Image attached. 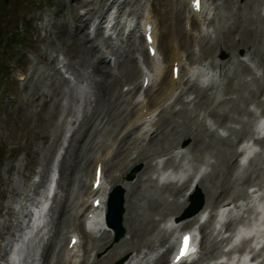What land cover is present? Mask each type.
I'll use <instances>...</instances> for the list:
<instances>
[{
  "label": "bare ground",
  "instance_id": "bare-ground-1",
  "mask_svg": "<svg viewBox=\"0 0 264 264\" xmlns=\"http://www.w3.org/2000/svg\"><path fill=\"white\" fill-rule=\"evenodd\" d=\"M72 1L74 5L71 7L70 19L74 23V30L78 32L80 41L86 40L84 31L88 28V17L98 13V17L103 19L105 13L115 5H119V0H96L95 6L82 0ZM208 1L210 0H203L204 12L195 13L190 7L191 0H189L187 12L196 16L199 21L203 20L204 23L210 25L212 20L207 16L210 14L211 8L207 6ZM243 6L250 7L246 26L236 30L237 38L228 43L233 49L225 60L217 59L215 52L227 51L228 44L223 42L218 45L219 39L213 37L212 34L197 39L196 42L202 52V56L199 58L193 57V52L190 51L191 42L186 47L187 44L179 41V45L188 49L186 60L190 65H198L191 67L187 73L198 72L203 77L211 79V83L203 87L188 77L185 81V90L180 91L173 102L163 108L157 117L143 121L141 125L144 127V132L135 137H132L135 125L134 127L132 125V128H127V122L130 117L135 115V108L138 114L136 120L152 116L153 110L150 109L154 105L155 92L161 89V82L157 90L153 91L155 78H152L148 73L141 72L137 66L134 65L132 69L127 70L128 66L121 68L118 61L114 68L110 65H101L102 58L98 57V52H93L92 46H85L87 40L83 41L81 50L84 58L86 56H90V58L83 59L80 69L74 68L73 73L78 78L83 77L88 81L93 97L89 103L88 111L83 114L64 139L63 153L56 163L58 190L54 194L51 207V212L54 213L51 235L42 248L43 264H109L125 255L129 257L123 264H148L149 258L147 257L152 254L156 257L149 264H165L166 253L173 249L174 234L197 225L208 210L212 212L216 199L220 195H225L228 196V200L221 207L229 209L227 223L218 230L210 228L209 222L199 224L200 232L204 236L203 246H205L202 258L213 259L222 254L219 242L226 240L224 234L232 231L235 223L244 222L253 213L250 203L249 205L246 202L240 203L249 198L247 188L264 189L263 160L259 162V158L256 157L249 163V166L254 165L255 168L258 164V169L248 171L249 167H244L237 171L238 158L241 156L237 152L238 142L253 136L252 128L255 118L253 109L264 114V12L261 10L264 1L245 0ZM80 9H85L84 13H79ZM130 15H134V13H130ZM145 23L153 24L149 18ZM227 32L228 30L223 31L222 34ZM244 34L247 38L243 37ZM184 35L186 33L181 30L178 33L179 40H182ZM152 36L154 45H156L158 41L154 26ZM172 36H168V46H172ZM190 39L193 41L192 37ZM237 47L244 49V55L239 56L234 52ZM165 54L168 53L165 52ZM158 55L156 50L154 57H158ZM169 59L172 61L170 83L175 86L177 82L172 76L173 62L179 67L180 76H183L182 56L173 48ZM146 60L154 63L153 58L147 57ZM55 62H57L56 57L51 56L49 64ZM80 70L84 71V75ZM48 76L49 82L46 87L49 93L45 94L46 97L49 95L59 97V106L63 105V101H74V96L67 85L68 81L63 77L59 68L55 65L51 66ZM140 76L142 78L141 88L146 78L151 79L149 87L146 88L147 109L142 103L133 101V95L138 90L137 80ZM222 80H226L224 94L218 92ZM127 82H131L133 87L123 93L122 86ZM187 94L189 96H186ZM169 99L166 95L159 102H166ZM70 113L71 110L67 114L70 115ZM52 117L54 123L51 137L45 136L48 143L41 151V163L39 170L35 172L38 181L32 183L35 192L40 185L45 184L55 149L59 144H62V136H64L65 122L60 119V109ZM207 121H211L217 128H222L226 132V136L218 134L217 130L212 129ZM119 122L122 123H120L121 126L118 125ZM107 125L120 127L113 133L110 131L106 136L108 139L103 143L105 146L108 145L109 149L115 145L110 160H105V155L96 157L91 154L93 144L98 136L100 137L102 128ZM123 132L125 133L120 138L119 136ZM186 140L189 141V144L185 146L183 143ZM256 143L264 148V139L258 140ZM247 149L248 147L243 146L242 152H247ZM183 162H187L194 173L201 166L206 169L194 187H191L193 175L179 186L174 183L158 184L155 175L161 169H178ZM137 163H142L143 166L136 175V179L124 182V174ZM161 163L162 168L159 167ZM92 165H94V171L91 177V186L95 169L101 167L105 183L103 192L100 190L95 192L87 184ZM114 169L118 174H114ZM226 178H229V182L232 179V183L223 186L222 181ZM115 185H120L124 190L123 227L125 235L99 258L98 253L109 243L108 234H112L105 228L104 218L106 198ZM196 188L203 195L204 206L193 217L177 221L182 210L190 203V197ZM59 190L63 193L62 196L59 195ZM73 195L79 200L80 206L86 208L85 211L88 214L92 213L97 219V223L104 227V231L98 236L89 234L78 223L77 206L74 202H70ZM89 196H92L93 199L90 206H87ZM96 198L101 199V204L96 210H92L91 204ZM3 209L6 210V213L10 210L7 206H4ZM211 218H213L212 214ZM162 223L164 226L168 225L171 230L167 231L160 227ZM69 228H73L71 233L75 234L76 230L80 234L79 236L76 233L79 239L75 246L76 250L72 251L73 254H69L66 247L65 250H60L57 253L56 248L62 241L63 233ZM72 237L73 235L68 236L67 246ZM81 239L84 240V251L88 252L87 256L79 255L80 248H83ZM160 249L163 251L160 252ZM5 256L6 250L3 248V251H0V261L5 262Z\"/></svg>",
  "mask_w": 264,
  "mask_h": 264
},
{
  "label": "rangeland",
  "instance_id": "rangeland-1",
  "mask_svg": "<svg viewBox=\"0 0 264 264\" xmlns=\"http://www.w3.org/2000/svg\"><path fill=\"white\" fill-rule=\"evenodd\" d=\"M82 1L95 2V0ZM244 1L214 0L212 3L208 2L212 7V26L202 27L196 17L188 15L189 3L186 0H164V2L163 0H119V5H115L111 11L104 14L106 20L103 19L99 31H96V25L101 17H98V13L89 17V29L84 31L86 42L85 39L82 41L78 39L79 34L74 30V23L70 19L71 7L74 5L72 0H0V251L4 248L8 252L12 246L20 243L21 255L18 264H43L42 248L51 235L54 213L51 212L50 206L45 216L43 234L37 235L38 233L28 230L31 216L29 209L35 207L38 201L47 194L48 179L58 178L56 163L63 153L64 139L83 114L88 111L89 103L93 97L88 81L83 77L78 78L73 73L74 68L80 69L83 59L90 58V56L84 58L81 50L83 41L86 42L85 46H92L93 52H98V57L102 58L101 65L113 64L116 59V63L118 61L121 68L128 66V70L135 65L142 70H149L152 65L145 61L147 53L142 36L139 33L128 35L125 33V27L131 21L136 25V22H143L145 17H151L158 35L157 46L161 62L158 80L161 81L162 86L155 92L157 107L153 109V115L148 116L147 119H138V124H141L158 115L164 107L172 103L177 93L184 90L181 79H178L174 88L170 83L172 62L169 56L172 53V47L167 44L168 36L173 35V47L178 50L180 55H184L182 64L185 71L189 66L186 61V52L188 51L186 47L190 43L188 35L194 38L190 50L195 58H199L202 54L196 40L201 34L206 33V29L212 32L213 37L219 39L218 45L223 42L228 44L237 38L236 30L246 26L250 7H244ZM84 11L85 9H80L79 13ZM130 13H134V16ZM110 22L112 25L114 23L116 25L114 24L115 27L109 30L110 35H105L103 28ZM181 30L186 35L182 40H179L178 33ZM227 30V33L222 34ZM243 37L247 38L246 34ZM179 41L187 44L186 47L179 45ZM232 49L228 44L227 51L215 52V56L219 60L225 59ZM234 52L238 55L240 52L244 54V50L238 47L234 49ZM222 55L223 58H221ZM51 56L56 57L57 62L50 65L49 58ZM54 65L61 70L63 77L68 81L70 92L74 96V101L67 103L66 108L59 106V97L49 95V98L45 95L49 93L46 85L49 82L48 74H50L51 66ZM80 71L84 75V71ZM165 72H167V79ZM137 84L139 87L134 94L133 101L135 103L146 102V90L140 89L141 77L138 78ZM225 86L226 80H222L218 92L224 94ZM132 87L131 82H127L123 84L121 90L125 93ZM157 88H153V91H156ZM170 91L172 92L171 100L163 105L159 103L160 99ZM56 107V111L60 109V114L65 122L64 136H62V144H59L55 149L45 184L40 185L35 192L32 183L38 181L35 172L39 170L41 151L48 143L45 136L51 137L54 123L52 116L56 112ZM70 110L71 113L68 115ZM134 112L135 115L128 120L130 123L137 121H134L138 116L136 108ZM117 128L120 127L107 125L102 128L100 137L98 136L93 144L91 154L102 155L107 148L103 145L108 139L106 136ZM142 132L143 130L139 133L135 129L132 137L140 135ZM107 142L109 143V140ZM188 144V140L183 143L185 146ZM111 145L113 144L111 143ZM112 147L114 150L115 145ZM113 150L107 156H110L109 159ZM138 166H140L139 171L132 174L133 169ZM142 166V163H137L130 167L123 176L124 182L134 181L136 175L142 170ZM258 167V164L256 168L251 165L248 170H255ZM90 171L93 175V165L90 167ZM113 171L114 174H118L115 173V169ZM131 174L132 180L129 181L127 177ZM90 180L91 177L87 179L88 186H90ZM230 183H232V179L229 182V178L222 181L223 186ZM55 185V190H58L56 182ZM236 188L239 187L236 186ZM58 193L60 196L63 195L60 190ZM227 197L220 195L214 205L218 207ZM70 202L77 204L78 199L73 195ZM4 206L10 209L7 213L3 209ZM77 211V221L81 223L82 209L78 205ZM72 230L73 228H69L63 233L62 241L56 248L57 253L66 246L67 234ZM113 245V237H110L109 243L97 256L106 253ZM82 253L85 256L88 255V252H84V240ZM118 260L109 264H115ZM206 260L201 258L199 262L206 264Z\"/></svg>",
  "mask_w": 264,
  "mask_h": 264
},
{
  "label": "water",
  "instance_id": "water-1",
  "mask_svg": "<svg viewBox=\"0 0 264 264\" xmlns=\"http://www.w3.org/2000/svg\"><path fill=\"white\" fill-rule=\"evenodd\" d=\"M122 205H123V192L119 187H117L111 195V199L109 201V214H108L109 226L113 227L117 231L116 240L123 233V229L121 227L122 213H123ZM187 215H189V213Z\"/></svg>",
  "mask_w": 264,
  "mask_h": 264
},
{
  "label": "snow or ice",
  "instance_id": "snow-or-ice-1",
  "mask_svg": "<svg viewBox=\"0 0 264 264\" xmlns=\"http://www.w3.org/2000/svg\"><path fill=\"white\" fill-rule=\"evenodd\" d=\"M188 243H189V238L185 237L184 238V248L182 249L180 256H186L188 254Z\"/></svg>",
  "mask_w": 264,
  "mask_h": 264
}]
</instances>
